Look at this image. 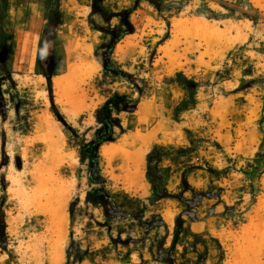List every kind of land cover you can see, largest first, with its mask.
<instances>
[{
  "label": "rangeland",
  "instance_id": "1",
  "mask_svg": "<svg viewBox=\"0 0 264 264\" xmlns=\"http://www.w3.org/2000/svg\"><path fill=\"white\" fill-rule=\"evenodd\" d=\"M54 148L61 235L39 184ZM0 264H264V0H0Z\"/></svg>",
  "mask_w": 264,
  "mask_h": 264
},
{
  "label": "bare ground",
  "instance_id": "2",
  "mask_svg": "<svg viewBox=\"0 0 264 264\" xmlns=\"http://www.w3.org/2000/svg\"><path fill=\"white\" fill-rule=\"evenodd\" d=\"M84 40L89 41V37H85ZM79 47L82 52H79L80 55H83L79 59V66L76 68L75 72L69 76V84L73 81L75 82L76 92H84L83 86L91 85L94 81V78L97 76V66L91 55V45L88 43H79ZM176 49V48H175ZM85 50V51H84ZM172 52V51H170ZM98 63V62H97ZM62 80H57L56 84L58 87H62ZM85 93V92H84ZM81 98L85 99L84 94H81ZM128 147V146H127ZM108 152H111L107 148ZM113 153H123L126 156V159L134 167L133 170H130L129 176L134 178V182L142 183L143 174L140 167V157L142 152L139 151H130L125 148V145L119 146ZM62 158V155L59 153L58 148H54L53 151L43 158L42 163L47 166L50 164V167L44 166V172L39 179V184L44 188V195L41 199L43 203L45 213L47 214L48 222L51 224L53 230L61 235L64 227V216L63 209L66 201L68 183L67 187L63 179L61 180L56 171L55 164Z\"/></svg>",
  "mask_w": 264,
  "mask_h": 264
},
{
  "label": "trees",
  "instance_id": "3",
  "mask_svg": "<svg viewBox=\"0 0 264 264\" xmlns=\"http://www.w3.org/2000/svg\"><path fill=\"white\" fill-rule=\"evenodd\" d=\"M49 77V76H48ZM192 82V81H191ZM188 88V87H186ZM190 90V88H188ZM116 97L111 99L110 101H107L101 108H99L96 111V118L99 123H101L103 126L98 130L96 140L88 143L87 145L83 146L81 149L82 156L86 158L92 159L94 162L98 161V148L105 142H112L115 141V133L113 130V117L111 114V108L113 102H115ZM124 101V99H123ZM115 105V104H114ZM152 153L149 154L148 159L150 160V157ZM153 182V181H152ZM155 192H158L157 184L153 182Z\"/></svg>",
  "mask_w": 264,
  "mask_h": 264
},
{
  "label": "crops",
  "instance_id": "4",
  "mask_svg": "<svg viewBox=\"0 0 264 264\" xmlns=\"http://www.w3.org/2000/svg\"><path fill=\"white\" fill-rule=\"evenodd\" d=\"M40 36H41V32H40ZM40 36H39V37H40ZM38 45H39V42H38ZM14 52H15V51H14Z\"/></svg>",
  "mask_w": 264,
  "mask_h": 264
}]
</instances>
